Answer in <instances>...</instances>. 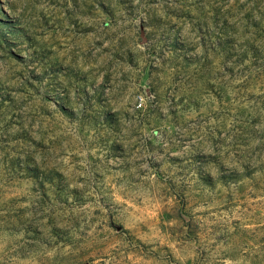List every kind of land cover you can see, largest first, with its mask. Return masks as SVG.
<instances>
[{
  "label": "rangeland",
  "instance_id": "374dc122",
  "mask_svg": "<svg viewBox=\"0 0 264 264\" xmlns=\"http://www.w3.org/2000/svg\"><path fill=\"white\" fill-rule=\"evenodd\" d=\"M0 264H264V0H0Z\"/></svg>",
  "mask_w": 264,
  "mask_h": 264
},
{
  "label": "built area",
  "instance_id": "2783aa9c",
  "mask_svg": "<svg viewBox=\"0 0 264 264\" xmlns=\"http://www.w3.org/2000/svg\"><path fill=\"white\" fill-rule=\"evenodd\" d=\"M142 101H143V99L141 98V97H139L138 98V100H137V108H141L142 107Z\"/></svg>",
  "mask_w": 264,
  "mask_h": 264
}]
</instances>
